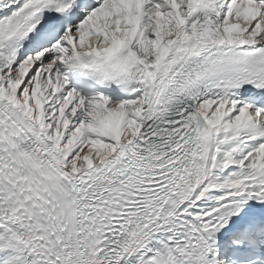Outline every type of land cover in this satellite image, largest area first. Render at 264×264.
<instances>
[{
	"label": "snow or ice",
	"instance_id": "obj_1",
	"mask_svg": "<svg viewBox=\"0 0 264 264\" xmlns=\"http://www.w3.org/2000/svg\"><path fill=\"white\" fill-rule=\"evenodd\" d=\"M0 264H264V0H0Z\"/></svg>",
	"mask_w": 264,
	"mask_h": 264
}]
</instances>
